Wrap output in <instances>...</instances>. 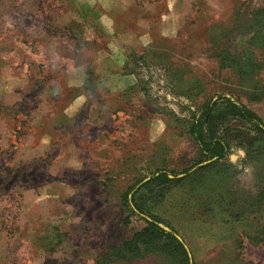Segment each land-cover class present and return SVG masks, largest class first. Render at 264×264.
Listing matches in <instances>:
<instances>
[{
	"label": "rangeland",
	"instance_id": "obj_1",
	"mask_svg": "<svg viewBox=\"0 0 264 264\" xmlns=\"http://www.w3.org/2000/svg\"><path fill=\"white\" fill-rule=\"evenodd\" d=\"M220 94L264 120V0H0V264H179L125 254L147 222L121 194L191 165V113ZM231 139L137 193L193 264H264V139Z\"/></svg>",
	"mask_w": 264,
	"mask_h": 264
},
{
	"label": "trees",
	"instance_id": "obj_2",
	"mask_svg": "<svg viewBox=\"0 0 264 264\" xmlns=\"http://www.w3.org/2000/svg\"><path fill=\"white\" fill-rule=\"evenodd\" d=\"M231 118L240 119L251 129L249 133L264 139V120L256 112L245 104L238 103L232 96L220 94L216 98L212 97L198 111L192 112L189 119L187 133L198 151L191 165L180 174L159 169L148 179H140L121 194V200L130 213L143 215L147 222L143 230L136 232L130 241L124 243L126 255L162 253L179 264H193L189 249L183 240L178 238V231L167 221L151 213L142 201L139 203L137 193L145 192L152 198L162 197L174 185L219 164L230 152L233 134H249L247 132L249 129L227 126L226 121ZM131 205L133 207H130ZM158 222L169 225L171 230L160 226ZM118 252H121V249H116L114 253L112 251L105 258L107 264L112 262L110 259Z\"/></svg>",
	"mask_w": 264,
	"mask_h": 264
},
{
	"label": "water",
	"instance_id": "obj_3",
	"mask_svg": "<svg viewBox=\"0 0 264 264\" xmlns=\"http://www.w3.org/2000/svg\"><path fill=\"white\" fill-rule=\"evenodd\" d=\"M179 239H181V237L178 236ZM182 240V239H181Z\"/></svg>",
	"mask_w": 264,
	"mask_h": 264
}]
</instances>
